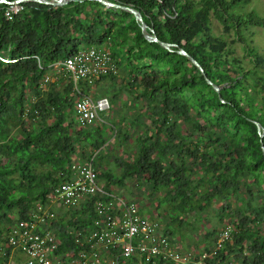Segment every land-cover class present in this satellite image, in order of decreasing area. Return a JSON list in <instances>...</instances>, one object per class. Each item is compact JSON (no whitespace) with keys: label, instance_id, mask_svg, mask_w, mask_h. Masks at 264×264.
I'll use <instances>...</instances> for the list:
<instances>
[{"label":"trees","instance_id":"1","mask_svg":"<svg viewBox=\"0 0 264 264\" xmlns=\"http://www.w3.org/2000/svg\"><path fill=\"white\" fill-rule=\"evenodd\" d=\"M111 1L136 8L147 30L173 44L172 51L148 40L131 12L98 0L19 1L11 18L4 15L8 4L0 1V242L8 224L47 202L48 188L70 176V163L98 150L95 175L104 180L103 189L136 175L152 193L164 189L158 205L169 202L167 213H177L171 220L179 222L220 200L217 214L232 230L218 249V230L207 233L215 238L213 259L264 264V135L256 124L264 132V57L242 33L248 24L264 28V16L252 9L230 11L242 0ZM211 16L224 31L233 28V41L243 42L242 55L212 31ZM91 46L107 49L121 69L92 82L121 76L127 91L122 102L134 110L117 116L118 124L80 127L72 82L62 70L41 84L54 63ZM244 57L253 64L247 66ZM79 85L89 89L83 81ZM110 140L111 148L116 142L127 154L115 178L103 167L112 157ZM91 201L57 217L60 248H76L67 228L92 224Z\"/></svg>","mask_w":264,"mask_h":264},{"label":"built area","instance_id":"2","mask_svg":"<svg viewBox=\"0 0 264 264\" xmlns=\"http://www.w3.org/2000/svg\"><path fill=\"white\" fill-rule=\"evenodd\" d=\"M19 3V2H18ZM6 18H11L19 7L7 3ZM62 70L66 80L72 82L74 93L73 114L80 127L104 121L102 111L109 107L106 95L94 96L85 92L93 79L104 74H116L119 67L111 53L104 48L91 46L78 49L64 60L53 64ZM50 79L43 75L41 84ZM88 87V86H87ZM98 150L86 161L70 163L72 172L67 179L52 184L46 197L69 210L79 209L91 201L95 216L86 230L67 228L76 248H60L56 212L46 204H35L24 217L8 224L4 240L0 242V264H232L225 258L213 259L215 248L230 238L232 226L226 224L216 236L215 248L182 251L180 246L163 233L156 219L144 216L138 202L125 199L98 184L95 175V158Z\"/></svg>","mask_w":264,"mask_h":264},{"label":"rangeland","instance_id":"3","mask_svg":"<svg viewBox=\"0 0 264 264\" xmlns=\"http://www.w3.org/2000/svg\"><path fill=\"white\" fill-rule=\"evenodd\" d=\"M12 3L13 4L11 5L13 8L15 6L19 7L18 2H12ZM251 9L259 13L260 15L264 16V0H242L240 1V3L233 6L230 11L242 13V12H245ZM210 20H211L212 31L215 34H218L226 38L229 41V44L232 46V48H234L235 53L238 55H242L244 51L243 42L240 41L239 39L233 41V38H234L233 28L231 27L229 28V30L224 31L223 26L217 19L211 16ZM242 33L246 37V40L250 44L255 46L259 54L262 57H264V28H261L260 26H257V25L248 24L245 27H243ZM243 60L247 66H251L253 64V62L249 60L248 57H244ZM261 69H264V65ZM56 70L58 69H55L53 72L50 73L49 76L51 80H53L55 76L57 75ZM120 72H121V69L119 68V73ZM62 73L63 72L61 71L60 74L63 76ZM120 78L121 76H116L111 79L105 78V79L97 80L95 84H92L93 86L91 85L89 89L85 90V92L90 95L92 94L93 95H106L108 97L109 104L111 105L108 107L107 110H105L104 112H101V114L103 115V113L105 114V112H108V114H110L108 117L111 118V119L109 118L111 120V121L109 120V122H114V123L116 122L115 120L118 121V119L120 118L117 116H120L121 114L130 115L132 114L131 112L134 110L133 107H130V105H125V103L122 102L124 98L127 96V91L125 90L124 86L121 85L122 80ZM111 96H113V100H114L113 104L110 101ZM140 103L141 101L139 102V104ZM102 122H105V121H102ZM116 124H118V122H116ZM133 140L134 138L129 139L127 141L128 144L130 141V145L128 147L131 148V144H133ZM111 141L112 140L109 141L110 143L107 147L110 148V153L112 157L107 162L109 165H111V168L113 169L114 167L116 168L115 164L117 163L119 159L117 157V154L121 153L120 155H122V157L123 156L126 157L127 154L125 153L123 148L119 145L115 146V144H113L115 147L111 148V143L113 142ZM96 159H97V156H96ZM96 178H97L98 184L102 186L104 180L98 176H96ZM128 179L129 178H126L125 180H128ZM141 181L145 183V181L143 180ZM117 185L118 184H116L115 187L112 186L113 187L112 191H114L116 194L123 193V191ZM112 187L110 186L109 188L111 189ZM122 187L124 189L123 185ZM148 187L150 189V185ZM163 192H164V189L160 188L157 193L159 195H156V196L158 197L161 196ZM124 195L127 197V192ZM143 196L144 198L146 197V201L149 202L150 205L152 203V206H153V202H156L154 201L153 194H151L150 196H147L146 194H144ZM141 201L142 200L140 199V202ZM222 204L223 203L220 200H217V201L214 200L213 203L209 207H207L203 212L201 213L198 212L199 214L197 215L188 213L186 217L184 218L183 222L171 220L173 216L177 217V213L172 212L170 213V215L167 213V210L169 209L168 211H170V208H171L169 202L167 203V205L163 204V206L158 210L155 208L156 210L152 211V213L144 212L143 214L156 219L159 222L160 228L163 231V233L169 234L170 238L176 243V245L180 246V249L182 251L193 250V249L212 251L214 249L212 245L214 244V240H215L214 237H216V235L214 237L212 235L208 236L207 233L212 232V231L215 232L216 230H218L219 232L223 228V226L226 225L228 222L225 219H220L217 214ZM56 209L63 213H64V210H66L62 208V206H58ZM178 215L182 217L181 214L178 213ZM233 264H239V262L235 260Z\"/></svg>","mask_w":264,"mask_h":264},{"label":"crops","instance_id":"4","mask_svg":"<svg viewBox=\"0 0 264 264\" xmlns=\"http://www.w3.org/2000/svg\"><path fill=\"white\" fill-rule=\"evenodd\" d=\"M94 96H98V95H94ZM102 112H104V111H102ZM101 114V113H100ZM102 115V114H101ZM110 114H108V112H105V114L103 113V115H102V118L104 119V121L105 122H109V120L111 119L110 117H108ZM110 118V119H109ZM111 121V120H110ZM129 143H130V141H129ZM115 144L117 145V143L115 142ZM119 144V143H118ZM109 145V143L107 144V146ZM132 145V144H131ZM106 146V147H107ZM121 153H119V154H117V157L119 158L118 159V161H117V163L115 164V166H116V168L114 167L113 169L111 168V165H109L108 164V160H110V158L109 159H107L106 160V163L107 164H104L103 165V167H105V169H108L110 172H112V173H114L113 174V176H114V178H115V176H120L121 175V168H120V166H119V164H120V160L121 161H123L124 160V156L122 157V155H120ZM95 166V165H94ZM69 172H70V174L72 173L71 171H70V169H69ZM98 172V171H97ZM71 176V175H70ZM126 178H129L128 180H125ZM126 178H122V180L120 181V183L117 185L122 191H123V193L124 194H126V192H127V197L123 194V193H117L118 195H120V196H122V197H124L125 199H131V200H134V201H136V202H138V204H139V208H140V212H141V214L142 215H144L143 213L144 212H147V213H152V211H154V210H156L155 208H157V210L158 209H160L162 206H163V204L164 205H167V203L168 202H165V203H163V204H161L162 206L161 207H159V205H158V201H157V196L156 195H159V194H157L158 192H156V194L155 193H152L151 191H149L150 189H149V183H147V182H145V183H143L142 181H141V179L140 178H138L136 175H133V176H129V177H126ZM140 179V180H139ZM144 184V185H143ZM115 185L116 184H114V183H112V185H111V187L112 186H114L115 187ZM122 185L124 186V189H123V187H122ZM146 188V189H145ZM118 189V188H117ZM145 189V190H144ZM149 189V190H148ZM108 190H110V191H112L113 190V187L110 189H108ZM125 190V191H124ZM142 191V192H141ZM114 192V191H113ZM115 193V192H114ZM144 194H146L147 196H150L151 194H153L154 195V201H156V202H153V206H152V203H151V205L149 204V202H147L146 201V197L144 198ZM140 199L142 200L141 202H140ZM139 200V201H138ZM146 201V202H145ZM149 201V200H148ZM43 204H46L47 206H49L52 210H55V212H56V219H57V217H60V215H62V214H64L65 212H67V211H71V210H69V209H66V208H64V209H66V210H64V213L63 212H61V211H58L56 208L58 207V206H62V205H60V204H58V203H56V202H50V201H48L47 200V202H45V203H43ZM83 205V204H82ZM61 208V207H60ZM62 208H63V206H62ZM144 209V210H143ZM157 213V212H156ZM144 216H146V215H144ZM147 217H149V216H147ZM149 218H151V219H154L153 217H149ZM57 222H58V225H56V228H58L59 226H60V221H59V219H57Z\"/></svg>","mask_w":264,"mask_h":264},{"label":"water","instance_id":"5","mask_svg":"<svg viewBox=\"0 0 264 264\" xmlns=\"http://www.w3.org/2000/svg\"><path fill=\"white\" fill-rule=\"evenodd\" d=\"M0 1L9 3V2H19V1H24V0H0ZM33 1H38V2H43V3H47V4L57 5V4L66 3L69 0H33ZM98 1L101 2L102 4L106 5V6H113V7L121 8V9H124V10H127V11L131 12L133 14L134 18L136 19V21L139 22L140 28L144 32V35H145V37L148 40H156L162 46H164L165 48L169 49V51H172L173 44L169 43L168 41H163V40L159 39L157 37V35L154 32H152V30H151V32L149 30H147V23L144 22V20L141 17L140 12L136 8H134V7L130 6V5L121 4V3L114 2V1H111V0H98ZM177 51L179 53L185 54L190 59V61L192 63H194V64H196L198 66V68L201 70V72H204L202 65L198 62V60L193 55L188 53L183 48H181L180 50H177ZM204 76H205L204 78H205L206 82L211 84L212 87L215 90H218L219 86L217 84L213 83L208 78L207 75L204 74ZM256 124H257V129H258L259 134H260V138H262L263 135H264V132L262 131V126L257 121H256ZM260 141H261L262 152H263V155H264V144L262 142V139H260Z\"/></svg>","mask_w":264,"mask_h":264}]
</instances>
